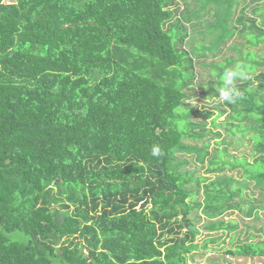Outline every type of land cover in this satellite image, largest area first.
<instances>
[{
  "label": "trees",
  "instance_id": "16d2710c",
  "mask_svg": "<svg viewBox=\"0 0 264 264\" xmlns=\"http://www.w3.org/2000/svg\"><path fill=\"white\" fill-rule=\"evenodd\" d=\"M261 200L264 0H0V264H264Z\"/></svg>",
  "mask_w": 264,
  "mask_h": 264
},
{
  "label": "clouds",
  "instance_id": "9594fccd",
  "mask_svg": "<svg viewBox=\"0 0 264 264\" xmlns=\"http://www.w3.org/2000/svg\"><path fill=\"white\" fill-rule=\"evenodd\" d=\"M238 81H251V69L245 63L223 69L219 77V84H216V91L219 94L217 99L221 102L235 103L241 96V90L237 84ZM255 88V83H249L248 91H252ZM162 154V149L158 144H153L150 147V155L152 157H159Z\"/></svg>",
  "mask_w": 264,
  "mask_h": 264
},
{
  "label": "rangeland",
  "instance_id": "374dc122",
  "mask_svg": "<svg viewBox=\"0 0 264 264\" xmlns=\"http://www.w3.org/2000/svg\"><path fill=\"white\" fill-rule=\"evenodd\" d=\"M208 13L209 12H205V15L204 16H207L208 15ZM206 18V17H205ZM205 22H209V20H207V19H205L204 20ZM204 23V22H203ZM218 24V30H221V26L223 25V22H218L217 23ZM194 99H196V100H194V101H196V102H198V104L199 105H202V106H206L207 108H210V109H212V111H213V114H217V112H218V109L217 108H215L213 105H211V103H208V102H203L204 100L202 99V98H194ZM223 118V116H221V117H218V120H221ZM198 119H201V117H199ZM212 143H213V140H212ZM206 171H201V173L202 174H204ZM212 177H215V174H214V176L212 175ZM261 203H264V200H261ZM226 218H235V216L232 214V215H226L225 216ZM205 220H206V218H205ZM204 231V233H205V230H203ZM205 236V234H203V235H200V237H199V239H202L203 237ZM206 255H209V253H207ZM200 258V257H199ZM226 258V257H225ZM219 260L221 259L220 257L218 258ZM226 259H228V257L226 258ZM229 259H232L233 260V258H229ZM236 261H239V262H246V259H243V258H237L236 259ZM247 263L248 264H251L252 263V259H248L247 260Z\"/></svg>",
  "mask_w": 264,
  "mask_h": 264
}]
</instances>
